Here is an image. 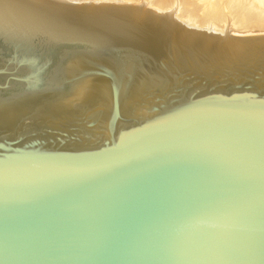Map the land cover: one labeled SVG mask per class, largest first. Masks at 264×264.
Wrapping results in <instances>:
<instances>
[{
	"label": "water",
	"instance_id": "95a60500",
	"mask_svg": "<svg viewBox=\"0 0 264 264\" xmlns=\"http://www.w3.org/2000/svg\"><path fill=\"white\" fill-rule=\"evenodd\" d=\"M92 0H0V264H264V34Z\"/></svg>",
	"mask_w": 264,
	"mask_h": 264
},
{
	"label": "rangeland",
	"instance_id": "374dc122",
	"mask_svg": "<svg viewBox=\"0 0 264 264\" xmlns=\"http://www.w3.org/2000/svg\"><path fill=\"white\" fill-rule=\"evenodd\" d=\"M93 1H97V0H93ZM135 1L133 2V0H132L133 3L139 2V0L138 1L135 0ZM141 1L142 2L144 1L147 3L151 0H141ZM166 1L167 0H164V3H162V0H152L151 2L160 8H162L161 7L162 4L166 5V7L168 5L169 8L167 7V10H170V8L172 7L171 4H173L174 0H168L167 2ZM229 1L230 0H192V1L191 0H176V2H178L177 5L178 6L181 5V7L183 8V9H181V12H180L181 17H185V15L189 14V15H192V18L200 21L201 23L203 21H207V24L208 23H210L212 25L214 24L218 28H222L223 24H225L226 18H228L230 25H229V27H226V29H229L232 32L233 31L235 32V30L252 32V33L264 32V23H258V24L252 23L253 25L251 23H247L244 20V18L239 14L240 11L238 10L239 9L238 7H237L238 9L237 8L229 9V6H230ZM240 1L243 2V0H240ZM165 2H166V4H165ZM147 7H149V6H147ZM190 7L191 8L193 7V8L191 9ZM149 8H151V7H149ZM190 11H192V12H190ZM215 14L218 15L219 17H217ZM239 15L241 18L239 17ZM175 17H177V15H175ZM213 17H215V18H213ZM242 22H243V24H241ZM246 23H247V25L248 24L249 25L245 26ZM262 24H263V26H262ZM257 25H259V26H257ZM236 26H237V28H236Z\"/></svg>",
	"mask_w": 264,
	"mask_h": 264
},
{
	"label": "bare ground",
	"instance_id": "6f19581e",
	"mask_svg": "<svg viewBox=\"0 0 264 264\" xmlns=\"http://www.w3.org/2000/svg\"><path fill=\"white\" fill-rule=\"evenodd\" d=\"M93 1V0H92ZM97 1H118V2H123V3H130V4H138L139 2H137V3H133L135 0H133V2H132V0H97ZM138 1V0H137ZM141 1V0H140ZM152 1V0H151ZM151 1H149V2H142L141 1V4L142 5H145V7L146 8H149V7H151L150 9H157L156 11H159V12H164V11H167V7H168V5H167V7H166V5H161V7L162 8H160V7H158V6H156L154 3H152ZM168 1V0H167ZM166 1V2H167ZM192 1V0H191ZM136 2V1H135ZM166 2H165V4H166ZM230 2V6H229V9H235V8H237L239 11H240V15L244 18V20L247 22V23H264V0H243V2L242 1H240V0H230L229 1ZM162 3H164V0H162ZM178 3V2H177ZM169 4V3H168ZM190 4V3H189ZM172 6H173V4H171ZM192 5V4H191ZM147 6H149V7H147ZM177 7H180L179 8V12H177V13H175L174 15H177V17L178 18H184V17H181L180 16V12H181V9H183L182 7H181V5H177ZM169 8V7H168ZM191 8V7H190ZM193 8V7H192ZM191 8V9H192ZM197 9V8H196ZM188 10V9H187ZM237 10V11H238ZM185 11V10H184ZM190 12H192V11H190ZM216 15V14H215ZM238 15V14H237ZM236 15V16H237ZM240 15H239V17H240ZM217 17H219L218 15H216ZM187 17H188V19H189V21H190V23H195V24H198L199 26H204L205 24L207 25V21H203L202 23L200 22V21H198V20H195L194 18H192V15H187ZM212 17V16H211ZM238 17V18H239ZM213 18H215V17H213ZM212 18V19H213ZM235 18V17H234ZM241 18V17H240ZM237 19V18H236ZM243 20V19H242ZM241 21V20H240ZM237 23V22H236ZM245 23V22H244ZM247 23L245 24V26L247 25ZM241 24H243V22L241 23ZM250 24V25H251ZM252 24V25H253ZM210 25H212V24H210ZM214 25V24H213ZM249 25V24H248ZM247 25V26H248ZM251 25V26H252ZM215 26V25H214ZM257 26H259V25H257ZM262 26H263V24H262ZM216 28H218L217 26H215ZM236 28H237V26H236ZM229 30V29H228ZM232 32V31H231ZM232 33H234L235 35H253V34H264V32H258V33H252V32H245V31H238V30H235V32L233 31Z\"/></svg>",
	"mask_w": 264,
	"mask_h": 264
}]
</instances>
